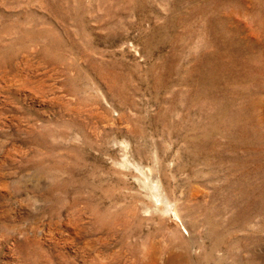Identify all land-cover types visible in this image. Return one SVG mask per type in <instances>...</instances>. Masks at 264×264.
Returning <instances> with one entry per match:
<instances>
[{"label": "rangeland", "instance_id": "374dc122", "mask_svg": "<svg viewBox=\"0 0 264 264\" xmlns=\"http://www.w3.org/2000/svg\"><path fill=\"white\" fill-rule=\"evenodd\" d=\"M0 264H264V0H0Z\"/></svg>", "mask_w": 264, "mask_h": 264}]
</instances>
